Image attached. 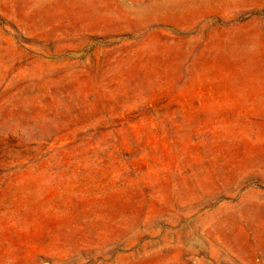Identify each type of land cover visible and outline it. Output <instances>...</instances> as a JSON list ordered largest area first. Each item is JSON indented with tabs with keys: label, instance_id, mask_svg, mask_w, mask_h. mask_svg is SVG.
<instances>
[{
	"label": "rangeland",
	"instance_id": "1",
	"mask_svg": "<svg viewBox=\"0 0 264 264\" xmlns=\"http://www.w3.org/2000/svg\"><path fill=\"white\" fill-rule=\"evenodd\" d=\"M0 264H264V0H0Z\"/></svg>",
	"mask_w": 264,
	"mask_h": 264
}]
</instances>
